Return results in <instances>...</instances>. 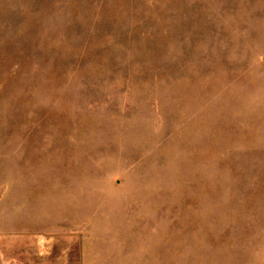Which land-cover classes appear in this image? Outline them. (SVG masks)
<instances>
[{
    "label": "rangeland",
    "instance_id": "obj_1",
    "mask_svg": "<svg viewBox=\"0 0 264 264\" xmlns=\"http://www.w3.org/2000/svg\"><path fill=\"white\" fill-rule=\"evenodd\" d=\"M0 264H264V0H0Z\"/></svg>",
    "mask_w": 264,
    "mask_h": 264
}]
</instances>
